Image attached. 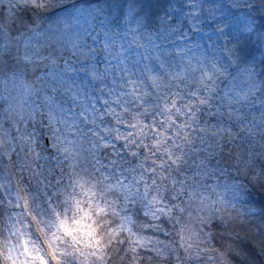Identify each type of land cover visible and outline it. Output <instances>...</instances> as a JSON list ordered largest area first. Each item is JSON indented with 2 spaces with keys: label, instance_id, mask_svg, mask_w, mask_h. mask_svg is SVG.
Instances as JSON below:
<instances>
[{
  "label": "snow or ice",
  "instance_id": "snow-or-ice-1",
  "mask_svg": "<svg viewBox=\"0 0 264 264\" xmlns=\"http://www.w3.org/2000/svg\"><path fill=\"white\" fill-rule=\"evenodd\" d=\"M0 264H264V0H0Z\"/></svg>",
  "mask_w": 264,
  "mask_h": 264
}]
</instances>
